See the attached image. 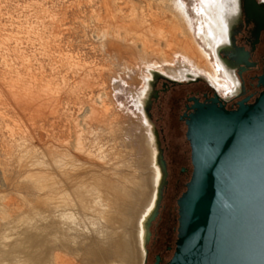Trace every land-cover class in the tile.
<instances>
[{"label":"rangeland","instance_id":"374dc122","mask_svg":"<svg viewBox=\"0 0 264 264\" xmlns=\"http://www.w3.org/2000/svg\"><path fill=\"white\" fill-rule=\"evenodd\" d=\"M172 4L182 11L186 6L196 42L210 53L204 44L207 18L214 26L220 23L229 0H0V264H124L115 246L122 240H127L123 253L129 264L130 232L140 264L137 222L151 200L150 211L155 209L162 183L159 126L149 117L151 128L145 121L153 94L150 69L158 62L153 70L164 77L197 72L187 58L144 59L148 51L141 39L106 40L103 33L123 31L114 29L115 17L129 28L137 19L147 24L171 19L166 10ZM185 32L191 36L187 26ZM211 67L206 63L197 70L215 77ZM197 76L206 79L203 73ZM27 86L36 89L35 95ZM21 87L33 92L39 105L32 115L16 101ZM186 132L182 127L179 137L167 134L162 147L190 152ZM157 169L159 182L154 181ZM100 177L130 192L127 225L102 218L105 208L93 191ZM142 180L146 195L135 206ZM117 205L108 211L122 212ZM143 247L145 264L149 246Z\"/></svg>","mask_w":264,"mask_h":264},{"label":"water","instance_id":"95a60500","mask_svg":"<svg viewBox=\"0 0 264 264\" xmlns=\"http://www.w3.org/2000/svg\"><path fill=\"white\" fill-rule=\"evenodd\" d=\"M159 80L178 83L155 74L153 91ZM150 106L151 99L149 119ZM192 110L186 139L193 171L177 201L178 236L168 264H264V90L234 110L217 94L208 104L195 100ZM157 161L162 183L146 244L168 185L161 147Z\"/></svg>","mask_w":264,"mask_h":264},{"label":"flooded vegetation","instance_id":"af4514ba","mask_svg":"<svg viewBox=\"0 0 264 264\" xmlns=\"http://www.w3.org/2000/svg\"><path fill=\"white\" fill-rule=\"evenodd\" d=\"M227 10L222 28L212 43L213 59L220 66L219 73L212 64L217 77H210L195 69L203 73L206 79L198 76L178 78L165 73L178 83L165 80L155 83L149 116L150 121L159 126L157 132L160 141L167 142V134L181 135L182 127H186L188 117L193 113L195 100L208 104L217 94L227 110H234L243 101L253 103L264 90V0H229ZM219 46L224 47L221 55ZM184 82L188 84L185 87ZM162 142L160 146L167 165L168 185L159 214L151 226L153 233L147 244L145 264L149 263L150 254V264H156L158 257L160 264H168L173 257L179 218L177 201L180 197H176L178 190H186L193 171L188 141L190 152L183 149V153L180 148L162 147Z\"/></svg>","mask_w":264,"mask_h":264},{"label":"bare ground","instance_id":"6f19581e","mask_svg":"<svg viewBox=\"0 0 264 264\" xmlns=\"http://www.w3.org/2000/svg\"><path fill=\"white\" fill-rule=\"evenodd\" d=\"M171 6H172L171 10L170 9L166 10L167 13H169L172 16L171 19H168L167 17H164L162 19H156V21H154L152 24H147V22L140 23V22H138V19H137L136 21L132 22V28L121 26V23H119L120 20H118L115 17L116 27H114V29H119V30H123V31L105 32V33H103V37L106 40L115 39L117 41L128 42L129 41L128 37L133 36L132 39H141L144 49L146 51H148L146 53L144 52L145 53V55H143L144 59L147 58L148 60H152L154 58H158L161 61L164 60L165 63H170V62H172V58L174 56L179 55V56H181V58H183L185 60L187 58L188 63L191 61H194L195 66H193V67L195 69H199V68L203 67V65L208 63L209 65L212 66L211 70L215 73V77H217L216 71H215L213 65L219 70V73H220V66L213 59L212 43L215 41V39L217 38V36L220 32L219 31L217 33V30L218 29L221 30V28H222V20H220V23H216V25H215L216 27H215L214 26V23H215L214 20L209 21L207 18V22L210 25V31L207 35H205V38H204L205 47L210 51V53L209 52L207 53V50L200 47V45L196 42L197 40L193 34V26L190 23L191 17L189 15L188 11L186 10V8L184 9L185 11L184 10L182 11V9L179 8V6L178 7L175 5L173 6V4ZM163 15H165L164 12L162 13V16ZM110 17H111V15L108 16V18H110ZM186 26L188 27V29L191 30V36L190 37L185 36L186 35V32H185ZM121 35H124L125 38L124 39L121 38ZM209 58H210V60H209ZM158 65H159L158 62L152 63V69H150L151 77L148 78L149 81H151L152 77L154 79V75L156 73L153 69L157 68ZM198 73L199 72H197L196 75H194V74L189 73V72L179 71L178 73L172 72L171 75L178 77V78H187L188 76L190 78V77H197ZM168 79H170V78H168ZM22 82H23V80H22ZM22 84H23L22 86H24L27 83L24 82ZM150 87L152 89V83H151ZM27 88H30V89L32 88V90H33V86H31V87L27 86ZM18 89H19V87H18ZM21 89H22V87H21ZM35 91H36V89H35ZM35 91H34V95H35ZM18 93H19L18 97L16 96L19 99V100H16L18 105L21 107L23 106L25 113L29 112L28 114L32 115V110H33L32 108L39 107L38 104H37V106L35 105V102H34L35 98L32 95L33 92L28 91L26 88H23ZM15 95H17V93ZM36 97H39V96L37 95ZM142 102H144V99H142ZM30 111H31V113H30ZM33 112H34V110H33ZM27 116L30 117V115H27ZM145 121L147 122L148 125L150 124V122L148 120V116L146 115V113H145ZM149 127L151 128L152 126L149 125ZM150 139H151V144L153 146L154 145L153 133L150 135ZM156 171L157 172H155L154 181L159 182L161 174H160V171L158 169ZM142 181H143V189H142V191H140L137 194V197H139V198H136V201H135L136 205L135 206L141 205L142 201L144 200L143 198L146 195L147 185H146V182L144 180H142ZM126 182L127 183L128 182L133 183L134 186L138 184V182H134L130 179L128 180L127 178H126ZM100 188H104V189L109 190L110 192L109 191H107V192L108 193L112 192V195L110 194V196L107 197V194L104 193L105 191L102 192ZM93 191L97 195V200L99 202V205L102 208L103 207L105 208L101 212L103 219L107 220L109 223L111 222L112 224L119 225V226L120 225L125 226L129 223V217L125 216V215H127V214H125L126 213L125 210H126V204H127L128 200L131 198V195H130V192L128 191L126 186H124L122 184H116V182H115V184H113L111 181L106 180L104 178H101L98 180V186L94 187ZM90 193H91V191H90ZM105 197L107 198V201H104ZM120 198H122L121 201H120ZM141 198H142V200H141ZM104 202L105 203L107 202L108 204L105 205ZM152 202H153V200H151V202L148 203L146 210H144L143 213H141L142 215H141V217H139L138 222H137V243H138V250H139V256H140V264L143 263L144 255L146 254L145 249L143 247V246L146 247V230H145V227H146V223H147L148 218L152 214L151 212H153V211H150V210H152L151 208L153 207ZM117 204H120L122 207H124V210L121 209L122 212H119V211L115 212L114 211V213H111V211H108V209L111 208L112 205L116 206ZM121 206H119V207H121ZM111 209H113V208H111ZM114 209H116V208H114ZM131 216H132L131 222L129 225L130 228L133 227L134 221H135V215L134 216L131 215ZM126 236H128V235H126ZM144 242H145V245H144ZM126 243H127V240H122V242L115 241L116 250L120 251L117 254L119 261H122V263H124V264L126 263L127 257H128L126 252L123 253V249L124 248L127 249ZM129 245L131 248V262L129 264H137L136 263L135 250L133 247V234H132V232L129 233ZM121 247H122V250H121ZM113 264H115V263H113Z\"/></svg>","mask_w":264,"mask_h":264}]
</instances>
